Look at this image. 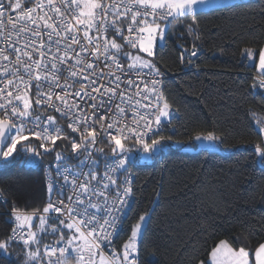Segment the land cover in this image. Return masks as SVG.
Returning <instances> with one entry per match:
<instances>
[{"label": "snow or ice", "instance_id": "obj_1", "mask_svg": "<svg viewBox=\"0 0 264 264\" xmlns=\"http://www.w3.org/2000/svg\"><path fill=\"white\" fill-rule=\"evenodd\" d=\"M222 7L221 0H0V171H40L46 191L44 206L30 213L13 203L0 260L19 246L25 259L17 264H158L155 253L144 257L152 215L130 222L131 146L155 157L173 143L204 151L223 144L214 130L186 141L162 134L178 116L160 66L170 36L184 41L180 61L191 65L204 50L200 16ZM242 55L257 74L251 87L264 88V46ZM256 123L264 134V118ZM254 152L264 169V142ZM11 195L0 185V202ZM49 236L54 245L44 243ZM209 262L264 264V243L253 250L220 240Z\"/></svg>", "mask_w": 264, "mask_h": 264}, {"label": "trees", "instance_id": "obj_2", "mask_svg": "<svg viewBox=\"0 0 264 264\" xmlns=\"http://www.w3.org/2000/svg\"><path fill=\"white\" fill-rule=\"evenodd\" d=\"M199 29L204 50L191 58V65L180 61L184 41L176 36L160 53L165 94L178 110L174 127L162 134L186 141L214 130L230 152L187 153L169 147L142 165L136 162L141 150L131 146L136 202L130 222L145 211L152 215L144 257L155 253L158 264H206L220 240L253 250L264 243V169L254 152L255 144L264 142L256 123L264 118V93L251 87L257 74L242 55L245 48L264 44V0L213 9L200 16ZM105 152L111 155L106 146ZM0 185L12 192L7 204L0 203L3 240L11 233L13 203L30 213L44 206L46 191L40 171L19 166L0 171ZM9 252L11 257L5 255L0 264L25 259L19 246Z\"/></svg>", "mask_w": 264, "mask_h": 264}, {"label": "rangeland", "instance_id": "obj_3", "mask_svg": "<svg viewBox=\"0 0 264 264\" xmlns=\"http://www.w3.org/2000/svg\"><path fill=\"white\" fill-rule=\"evenodd\" d=\"M263 139H264V134H263ZM171 148H174V149L175 148H178L182 152H187V153H196V152H199V151L203 150L202 148H189L187 146L181 147V146H177L176 144L171 145ZM207 152H213V153L225 155V154H228L230 152V150L229 149H225V148H223V147L220 146L216 150H208ZM152 160H153V157H149L148 154L143 153V151L141 150L140 153H139V157H138V159H137L136 162L138 164H142V165L143 164H146V165H148V164H150L152 162ZM258 165H259V162H258ZM51 239H50V241L53 240V239L52 240Z\"/></svg>", "mask_w": 264, "mask_h": 264}, {"label": "crops", "instance_id": "obj_4", "mask_svg": "<svg viewBox=\"0 0 264 264\" xmlns=\"http://www.w3.org/2000/svg\"><path fill=\"white\" fill-rule=\"evenodd\" d=\"M243 1H246V0H221V3L222 4H225V5H228V4H233V3H237V2H243ZM202 6L200 5H194V9L197 10V12L199 11V9L201 8ZM264 46V44H263ZM247 64L249 65L250 62L247 60ZM206 264H210L209 262V258L207 260V263Z\"/></svg>", "mask_w": 264, "mask_h": 264}, {"label": "built area", "instance_id": "obj_5", "mask_svg": "<svg viewBox=\"0 0 264 264\" xmlns=\"http://www.w3.org/2000/svg\"><path fill=\"white\" fill-rule=\"evenodd\" d=\"M162 79H163V77H162ZM258 89H259V91L260 92H262V93H264V88H259L258 87ZM173 116L174 117H176L177 115H176V112L175 111H173ZM164 123H167V121H164ZM134 146V145H133ZM133 160V155L131 154V161ZM131 179H133V176H132V174H131V177H130ZM0 203H2V202H0ZM11 213V212H10ZM10 213L8 214L9 216H8V222L10 223V224H12V222L10 221ZM12 226H13V224H12ZM52 238V237H51ZM53 239V238H52ZM51 239V240H52ZM46 244H49V245H54V239L52 240V241H50L49 243H46Z\"/></svg>", "mask_w": 264, "mask_h": 264}]
</instances>
